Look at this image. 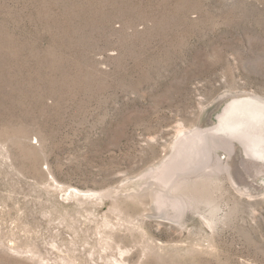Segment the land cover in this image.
Here are the masks:
<instances>
[{
	"label": "rangeland",
	"instance_id": "1",
	"mask_svg": "<svg viewBox=\"0 0 264 264\" xmlns=\"http://www.w3.org/2000/svg\"><path fill=\"white\" fill-rule=\"evenodd\" d=\"M0 264H264V0H0Z\"/></svg>",
	"mask_w": 264,
	"mask_h": 264
}]
</instances>
